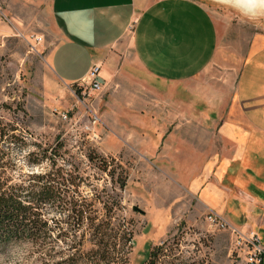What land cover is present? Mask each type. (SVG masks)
<instances>
[{"label":"rangeland","instance_id":"1","mask_svg":"<svg viewBox=\"0 0 264 264\" xmlns=\"http://www.w3.org/2000/svg\"><path fill=\"white\" fill-rule=\"evenodd\" d=\"M199 1L219 27L217 57L201 76L210 83L239 71L250 39L264 33V19L249 20L216 0ZM51 6V0H0V139L20 138L0 140L13 163L10 172L16 179L57 169L79 176L78 185L60 191L77 202L92 201L99 218H111L110 227L131 230L123 247L126 264H235L234 236L182 186L172 143L164 146L180 136L200 153H216L222 148L214 128L219 124L211 123V134V118L197 117L195 131L184 130L187 116H176L168 99L183 87L146 77L129 42L132 74H119L98 96L80 98L76 86L59 83L51 69L49 56L60 42ZM44 151L51 158L33 164ZM118 163L128 172L125 186ZM58 202L44 210L52 223L67 213ZM38 256L28 243L0 248V264H39Z\"/></svg>","mask_w":264,"mask_h":264},{"label":"crops","instance_id":"2","mask_svg":"<svg viewBox=\"0 0 264 264\" xmlns=\"http://www.w3.org/2000/svg\"><path fill=\"white\" fill-rule=\"evenodd\" d=\"M51 1L60 42L49 61L57 81L74 85L95 63L105 87L121 73L129 76V42L146 77L183 87L168 99L176 116H187L184 130L195 131L197 117L211 118V134V123L219 124L216 153H200L180 136L164 141L172 143L182 186L238 228L260 232L264 242V33L250 39L237 73L208 83L201 76L217 57L219 27L199 0ZM216 108L218 117L211 115Z\"/></svg>","mask_w":264,"mask_h":264},{"label":"trees","instance_id":"3","mask_svg":"<svg viewBox=\"0 0 264 264\" xmlns=\"http://www.w3.org/2000/svg\"><path fill=\"white\" fill-rule=\"evenodd\" d=\"M0 135L4 136L1 129ZM11 139L20 140H0ZM50 158L44 151L32 163ZM103 164V169L109 170L105 161ZM12 166L7 152L0 151V248L31 244L39 255V264H126L123 247L133 237L131 230L110 227L111 218H99L92 201L77 202L60 191L65 185H78L79 176L62 175L57 169L23 173L16 179L9 169ZM118 167L122 168L121 183L125 186L128 172L119 163ZM56 201L67 213L62 220L52 223L44 210Z\"/></svg>","mask_w":264,"mask_h":264},{"label":"built area","instance_id":"4","mask_svg":"<svg viewBox=\"0 0 264 264\" xmlns=\"http://www.w3.org/2000/svg\"><path fill=\"white\" fill-rule=\"evenodd\" d=\"M100 72L101 65L95 63L87 76L74 83L80 98L98 96L104 91V83L99 79ZM208 218L221 228L230 230L234 236V248L237 251L235 264H264V242L260 232L255 229L238 228L216 211L209 210Z\"/></svg>","mask_w":264,"mask_h":264},{"label":"clouds","instance_id":"5","mask_svg":"<svg viewBox=\"0 0 264 264\" xmlns=\"http://www.w3.org/2000/svg\"><path fill=\"white\" fill-rule=\"evenodd\" d=\"M216 2L249 20L264 19V0H216Z\"/></svg>","mask_w":264,"mask_h":264}]
</instances>
